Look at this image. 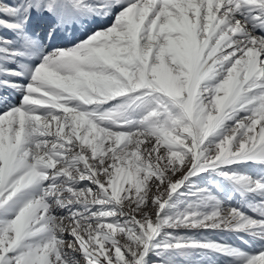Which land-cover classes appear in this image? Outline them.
Returning a JSON list of instances; mask_svg holds the SVG:
<instances>
[{
	"label": "snow or ice",
	"instance_id": "snow-or-ice-1",
	"mask_svg": "<svg viewBox=\"0 0 264 264\" xmlns=\"http://www.w3.org/2000/svg\"><path fill=\"white\" fill-rule=\"evenodd\" d=\"M0 264H264V0H0Z\"/></svg>",
	"mask_w": 264,
	"mask_h": 264
},
{
	"label": "rangeland",
	"instance_id": "rangeland-1",
	"mask_svg": "<svg viewBox=\"0 0 264 264\" xmlns=\"http://www.w3.org/2000/svg\"><path fill=\"white\" fill-rule=\"evenodd\" d=\"M19 98L17 97V100H18Z\"/></svg>",
	"mask_w": 264,
	"mask_h": 264
}]
</instances>
